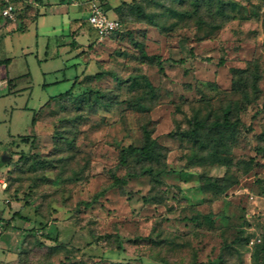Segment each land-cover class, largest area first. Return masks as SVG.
Here are the masks:
<instances>
[{
    "label": "rangeland",
    "instance_id": "obj_1",
    "mask_svg": "<svg viewBox=\"0 0 264 264\" xmlns=\"http://www.w3.org/2000/svg\"><path fill=\"white\" fill-rule=\"evenodd\" d=\"M52 1L12 0L13 18L0 15L16 22L0 57H12L10 74L29 72L0 86V210L11 204L26 217L8 224L4 214L0 264L219 255L264 264V0H122L142 14L125 7L120 29L103 39L87 23L93 0H55L67 10ZM136 43L161 56L163 71ZM228 109L240 122L226 141L229 163L197 159L203 151L182 131L200 124L205 137ZM144 129L162 151L158 182L130 176L141 165L133 157L119 163ZM33 133V143L19 139ZM228 175L236 182L221 192L206 185ZM115 176L126 183L114 185Z\"/></svg>",
    "mask_w": 264,
    "mask_h": 264
},
{
    "label": "trees",
    "instance_id": "obj_2",
    "mask_svg": "<svg viewBox=\"0 0 264 264\" xmlns=\"http://www.w3.org/2000/svg\"><path fill=\"white\" fill-rule=\"evenodd\" d=\"M36 2H42V0H35ZM200 1L203 0H196V5L200 3ZM102 5L104 7V10L110 9V7L107 5L105 1L102 0ZM125 7L128 9H135L137 14L141 15L142 12L138 8V4H130L125 1H121L117 6L113 7V11L116 15V18L120 21L118 16H121L124 12ZM122 25V23H121ZM140 50V57L144 59L145 61H148L150 63H154L157 65L158 69L160 71H163V62L164 60L161 58L158 54H147L143 48L142 45L139 43H136ZM9 59H5L0 61V63H8ZM179 62L184 61V58H181L178 60ZM75 79L73 80V82ZM145 84L150 86V83L146 78H144ZM71 87V86H70ZM70 88L67 89L64 92H61L57 94L59 98L68 95L70 92ZM229 109L224 111V114L221 119L213 120L209 125L208 129L205 132V137H209V131L215 130L217 133L215 136L210 135L212 138H210L212 141L213 146L210 149H207L206 145L204 144L206 138L202 135V126L200 124H197L196 126L182 131L183 135H185L188 138H191L193 143L199 144V149L203 151L201 154H194L193 156L201 161L209 160L210 162H216L220 164L229 163V150L226 148V141L228 139H233L238 126L240 124L238 118H234L231 120L228 117ZM35 117L33 116L31 119V124L34 126L35 124ZM143 142L141 145H127L126 147L122 148L120 150L119 154V163L122 165H125L127 162V159L130 157H133L136 159L138 163H141L138 172H132L129 175H135V174H146L150 176V178L158 182L160 180V174L164 172V169L160 167L161 162V155L162 151L160 150V147L156 140L151 137L150 132L148 130L144 129L143 132ZM19 139L21 141H27L30 139L31 143H33L36 139V134H26V135H19ZM125 178H119L117 176L113 177V184L114 185H124L126 183ZM236 182V179L232 177L231 175L224 176V177H215V178H208L206 180V185L210 186L212 189L217 190L221 192L222 190L228 188L230 185L234 184ZM103 192H98L99 195H101ZM97 196L94 195V198ZM208 221H210V218H208L207 215L203 216ZM22 218L26 219L25 216H23L19 211H15L12 213L11 217L8 219L7 223L11 224L15 219ZM50 237V236H48ZM189 264H228L226 262L225 258L222 255H219L212 259H207L205 261H195L193 260Z\"/></svg>",
    "mask_w": 264,
    "mask_h": 264
},
{
    "label": "crops",
    "instance_id": "obj_3",
    "mask_svg": "<svg viewBox=\"0 0 264 264\" xmlns=\"http://www.w3.org/2000/svg\"><path fill=\"white\" fill-rule=\"evenodd\" d=\"M103 1H105L107 3V5L110 7V9H112L113 7L117 6L122 0H103ZM52 2L55 5H57V8H59L60 10L64 9V8L67 10L68 5H66L65 3L58 4L55 0H53ZM39 4H42V2H39ZM73 5H74V3H71L69 6H73ZM112 11H113V9H112ZM113 13H114V11H113ZM40 14H41V12L39 11V14L36 17H34L33 19H29L26 22L25 25H21V24L17 25V24H15L16 29L25 30L28 22L29 21H34ZM114 15H115V13H114ZM13 23H16V22L8 21V20H6V19H4L3 17L0 16V40L4 36V31H6L8 29H10V30L12 29V24ZM71 24H72L73 28L77 27V25H75L73 23V21H72ZM72 26H71V29H72ZM67 35H69V34H67ZM64 43H62V44H64ZM5 59H9V61H8V63H4V62L0 63V82H1V85H2V83L8 84L9 88L12 89V88L15 87V80L17 78L22 77V76H28L29 72H27V71H22L21 72L20 71V73L17 74V75H14V73L10 74V71H11V68H12V57H9V56L0 57V61L5 60ZM33 134H35V133H33ZM0 188L3 190L2 186H0ZM6 201H8L7 197L4 199L5 203H6ZM15 202L17 203V207L18 206L20 207V205H21L20 202H18V201H15ZM8 207H9V210L6 211V212H5V210H0V218L1 219L4 217V214H6L5 218H10L13 212L19 210V208L18 209H13L11 207V204L8 205Z\"/></svg>",
    "mask_w": 264,
    "mask_h": 264
},
{
    "label": "built area",
    "instance_id": "obj_4",
    "mask_svg": "<svg viewBox=\"0 0 264 264\" xmlns=\"http://www.w3.org/2000/svg\"><path fill=\"white\" fill-rule=\"evenodd\" d=\"M15 5L12 0H4L0 9V15L13 18ZM87 23L93 29L98 39H103L121 27L120 21L115 17H109L100 0H93L88 11ZM1 86V82H0ZM3 231V221L0 218V235Z\"/></svg>",
    "mask_w": 264,
    "mask_h": 264
}]
</instances>
